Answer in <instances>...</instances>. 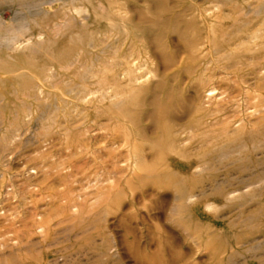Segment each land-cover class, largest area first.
Segmentation results:
<instances>
[{
  "label": "rangeland",
  "instance_id": "rangeland-1",
  "mask_svg": "<svg viewBox=\"0 0 264 264\" xmlns=\"http://www.w3.org/2000/svg\"><path fill=\"white\" fill-rule=\"evenodd\" d=\"M0 264H264V0H0Z\"/></svg>",
  "mask_w": 264,
  "mask_h": 264
}]
</instances>
